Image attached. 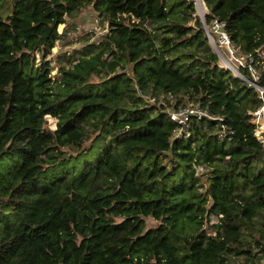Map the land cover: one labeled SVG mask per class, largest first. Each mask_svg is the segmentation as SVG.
I'll return each instance as SVG.
<instances>
[{
	"label": "trees",
	"instance_id": "trees-1",
	"mask_svg": "<svg viewBox=\"0 0 264 264\" xmlns=\"http://www.w3.org/2000/svg\"><path fill=\"white\" fill-rule=\"evenodd\" d=\"M5 2L0 264H261L264 143L249 111L264 93L218 65L193 0H13L3 16ZM203 2L209 30L216 19L240 53L264 51V0ZM85 6L108 29L52 78L45 58L57 27ZM139 91L223 119L192 117L174 137L177 124ZM222 125L233 132L220 137ZM88 129L97 135L83 146ZM94 145L100 157L79 177H44L66 146ZM195 164L211 168L203 190ZM210 214L218 220L208 234ZM148 217L158 224L146 228Z\"/></svg>",
	"mask_w": 264,
	"mask_h": 264
},
{
	"label": "rangeland",
	"instance_id": "rangeland-1",
	"mask_svg": "<svg viewBox=\"0 0 264 264\" xmlns=\"http://www.w3.org/2000/svg\"><path fill=\"white\" fill-rule=\"evenodd\" d=\"M13 0H6L2 6L1 12L3 16H6L9 11ZM196 12L195 15L199 17L207 12V8L203 0H193ZM209 31L208 26H206ZM107 23L99 17V15L94 12L91 6L82 7L78 12L72 14L71 16H65V22L58 25L57 30L61 34L60 39H58L51 49L50 54L46 56V60L50 64V76L52 78L58 77V69L61 65L67 64L69 59H74L78 56V52L86 46L87 43L94 42L98 43L103 37L102 35L107 31ZM218 32H211V39L213 43L219 44ZM212 50L218 55V65L225 68L224 54L223 52H218L213 45H210ZM261 53H264L261 51ZM36 63L39 62V55L36 53ZM236 64V63H235ZM237 65V64H236ZM233 64V66H236ZM228 69L234 77L239 78L235 72L229 68ZM240 79V78H239ZM94 80L96 78L94 77ZM242 80V79H241ZM244 81V80H243ZM147 104V103H146ZM253 112V111H252ZM249 111V113H252ZM45 127L52 131L55 128L56 119L46 115ZM252 121L257 127V135L263 136L264 139V109L258 116L252 118ZM97 132L92 129H88L86 132V137L81 142L83 146H88L92 143L93 139L96 137ZM67 154V158H63L61 162L52 165L46 169L44 172V177L47 179H54L63 175L65 172H72L74 176L79 177L87 166H91L97 162L100 157L102 146L94 145L88 148L85 152L75 151V148L66 146L62 149ZM78 152V153H77ZM170 158V155L169 157ZM168 160V159H167ZM195 171L200 177V189L203 190L206 184V179L208 177L211 168L205 165H196ZM218 218L214 214L209 215L207 223L204 228L208 234L212 233L211 228L208 226L217 222ZM146 228L153 227L158 224L157 221L148 217L145 219ZM237 264H242V261H238Z\"/></svg>",
	"mask_w": 264,
	"mask_h": 264
},
{
	"label": "built area",
	"instance_id": "built-area-1",
	"mask_svg": "<svg viewBox=\"0 0 264 264\" xmlns=\"http://www.w3.org/2000/svg\"><path fill=\"white\" fill-rule=\"evenodd\" d=\"M223 27H224V23L214 19L210 25V30L208 31V34L210 37H211L210 31L218 32L220 34L219 44L217 45L216 43H214V45L217 51L218 52L222 51L225 56L224 57L225 68L231 69L233 72L236 73V75L240 79L248 82L249 85H253L254 87H256L259 90L260 95H262L264 93V88L260 87L257 84V81L260 79L261 68L264 65L262 60L264 57V53H261L262 50L261 51L258 50L257 51L258 58L257 55L252 53H248V54L240 53L238 51V48L231 43L229 36L224 31ZM233 64L236 66H233ZM241 67L248 69L252 79H247L240 73ZM138 94L140 97L144 99V101L148 105H157L161 107L162 110L168 114L169 118L177 124V128L173 132L174 137H180L184 133V131L188 128L189 120L192 117H195L197 119L206 117L209 120H219V121L223 119V117L219 115L210 114L207 110L202 109L199 103L190 101L185 105L176 106V98L173 95H165V94L152 95L149 93L145 94L140 91L138 92ZM263 109H264V105H262L257 110L253 111L251 113L253 118L255 116H258ZM257 130L258 129L256 127L254 130V135L261 143H264L263 136L257 135ZM227 131H229L230 133L233 132L232 130L228 129L226 125H222L221 131L219 132V136L224 137L225 135H227L228 133ZM185 136H187V134ZM261 264H264V257L261 259Z\"/></svg>",
	"mask_w": 264,
	"mask_h": 264
},
{
	"label": "water",
	"instance_id": "water-1",
	"mask_svg": "<svg viewBox=\"0 0 264 264\" xmlns=\"http://www.w3.org/2000/svg\"><path fill=\"white\" fill-rule=\"evenodd\" d=\"M200 19H201V21H202V23H203V28H204V30H205V33H206V37H207V39H208V42H209V44L210 45H213V47L215 48V45H214V43L212 42L213 40L211 39V37L209 36V34H208V30H207V28H206V23H205V20H204V15H201L200 16ZM216 53V52H215Z\"/></svg>",
	"mask_w": 264,
	"mask_h": 264
}]
</instances>
